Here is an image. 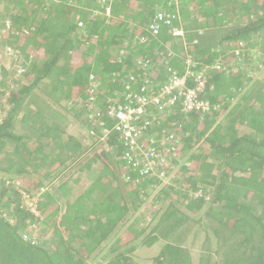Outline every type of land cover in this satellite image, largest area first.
Listing matches in <instances>:
<instances>
[{"label": "trees", "instance_id": "trees-1", "mask_svg": "<svg viewBox=\"0 0 264 264\" xmlns=\"http://www.w3.org/2000/svg\"><path fill=\"white\" fill-rule=\"evenodd\" d=\"M173 71L192 89L205 78L196 94L208 107L147 105L137 165L121 143L111 159L77 140L74 130L111 127L109 105L150 97ZM50 137L73 139V154L46 162ZM87 152L101 169H88ZM235 159L264 181V0H0V264H210L189 247L188 220L200 223L191 213L218 190L210 167L223 176ZM216 218L201 224L207 234L226 230Z\"/></svg>", "mask_w": 264, "mask_h": 264}, {"label": "rangeland", "instance_id": "rangeland-1", "mask_svg": "<svg viewBox=\"0 0 264 264\" xmlns=\"http://www.w3.org/2000/svg\"><path fill=\"white\" fill-rule=\"evenodd\" d=\"M101 1H104V0H101ZM176 1H179V0H176ZM87 9H92V8L84 7L83 8L84 12H86ZM92 10L94 11L95 9L93 8ZM109 11H110L109 5L105 6V11H104L105 14L109 15L110 14ZM211 15L212 14H210L208 17L209 18L208 20L210 23H212ZM235 19L237 18H233L232 20H235ZM5 68L8 69L7 66ZM80 129L81 128H77V130L73 131V133L77 134L76 135L77 140L81 141L82 143H86L88 140L90 142L92 138L98 141L96 146L94 145L92 148L89 149L91 152L95 154L103 155V152L104 153L108 152L111 159H113V157L116 156V152L117 151L120 152L121 150V149L118 150V149L113 148V147H116L119 143L123 144L125 147L124 152H123L124 154L123 158H127V159H129L130 157L134 158V154H137L136 149L139 147V145H136L137 142H135L134 144L128 141V144H126L125 143L126 140L123 137L114 139L110 137L111 135L109 134L108 136H105L104 134L102 135V132H106L104 128H101L100 133L95 131V129L93 128L91 130L88 129L90 130V132H87L90 134V135H87L88 137L83 132L80 134L79 133ZM250 132L255 135L257 133V130H253V131L251 130ZM90 136H91V139H90ZM110 139H113L112 140L113 146H112V142H110ZM34 141H35V144H37V147L43 146L41 145L40 142L36 141V139H34L33 142ZM72 141L74 140L71 139V141L69 142V140L64 137L59 138L58 140H55V138H51V137L49 139H45L44 143H46L49 147H45L46 149L44 150L46 151V153L52 154L50 156H46V162H52L55 154H58L60 155V157H64V158L71 156L73 154L72 153L73 149L72 147L66 145V142L72 143ZM33 142L31 144H33ZM143 154H144V151H143ZM5 155L6 154H4V156ZM36 156L39 159L41 158L42 155L37 154ZM7 157L8 155H6V158L4 157L5 158V160H3L4 163L8 162ZM92 157L93 156L90 155L89 152H87V159H85L84 163L85 164L88 163L87 164L88 169L98 171V168L101 169V166L97 165V162L93 161ZM143 157L145 156L143 155ZM143 157L141 156L140 159L142 160V162H145L146 159H144ZM27 158L29 157L27 156ZM135 160L137 159L134 158V161ZM137 163L138 162H136V165ZM239 165H241V161H239L238 159L233 160L232 164H230L229 167L225 168V173H223V176H221L222 169L219 166L210 167L211 170L209 168L211 174L219 177V179L218 178L214 179V182L218 183V190L216 193H214V188L216 186V184H214V186L212 187L213 191L211 190L209 195L206 197L205 201L201 203V206L200 205L196 206V208H194V212L191 213L192 217L196 219L197 222L200 220V223L197 224L191 220H188L190 222L189 224L190 226L188 225V228L191 226H196L197 228L195 233L193 232V227L190 229V234L194 235L193 236L194 239H191L192 244L190 245L192 246L189 245V247L192 249V251L202 253L203 255H206L207 253L211 254V257L213 259L211 260L210 264H221L220 260L222 257L223 258L229 257V261L231 262L234 260L233 255H238L239 253L244 251V246L242 247L240 245H237L239 247V250H236V253H234L235 251L232 252L231 250L232 248L237 247V246L230 247V245L235 244L234 240L236 239L240 240L246 237V234H247L246 227L247 226H249L251 230L253 228L254 234H256L254 235L255 238L259 237V239H262L264 241V215H263L264 214V181L260 180V182L258 183V187H257L255 183L256 182L255 179L250 177L249 174L247 173L249 171L248 169L249 166L245 165L244 167H240ZM136 167L139 172L144 171L146 169L145 168L146 166L144 165H140ZM84 171L85 170H83V173ZM52 174L53 172H51L50 175ZM171 177L172 175H170L169 177L166 176L165 178L163 177V183H166L167 181H169ZM253 185H255L256 187H253ZM241 195H243L245 202L242 201V198L240 197ZM212 196L215 198L213 202H211ZM149 201L150 199L146 201V204H148ZM209 205L210 207L212 206V209L218 208L215 211L214 210L210 211L212 212V217L209 214H207V212L210 209V207L208 208ZM28 206L34 209V205L29 202H28ZM37 212H38L37 210L34 211L35 214H37ZM64 213L65 212L63 211V209H61L59 212V215H63ZM218 213L220 215L221 214L224 215L225 219H227L228 217L231 218L229 220L228 219L227 220L222 219V220L225 221L223 223H230L232 227L238 228V231L237 232L235 231L236 233L234 235L227 237L225 236L226 235L225 232L221 231L220 234H217L216 233L217 230L214 231V229L209 234H207L205 230H203V227L201 225L202 223L208 224L211 226L212 225L217 226V224L219 223V220H217L216 218ZM63 216H66V215H63ZM219 229L222 230L223 225L220 226ZM259 229L262 230L261 235H257V233L259 232ZM227 238H229V241L233 243H228L229 241L225 240ZM204 241L205 243L202 244ZM258 261L261 262V259Z\"/></svg>", "mask_w": 264, "mask_h": 264}, {"label": "built area", "instance_id": "built-area-1", "mask_svg": "<svg viewBox=\"0 0 264 264\" xmlns=\"http://www.w3.org/2000/svg\"><path fill=\"white\" fill-rule=\"evenodd\" d=\"M109 10V9H108ZM165 15L161 11L155 12L153 19L164 20ZM153 33L158 31L156 25H150ZM180 33V31H176V33ZM188 73V72H187ZM187 73L185 72L181 76H177L175 72L167 75V79L163 83L159 90L147 97L144 94H135L131 97V101H133V105H123L120 103L111 104L107 107L108 115H115L118 119L115 123L111 125V127H103L106 132H102V135L105 136L110 135L111 131H115L119 134L120 137H123L128 144V141L135 144L136 137L140 133V127H145L147 121L145 119H141L140 113L146 110L147 105L153 104L157 110L162 111L163 108L173 104L175 101H180L182 105V109L186 112H190L192 109H206L207 103L197 98L196 91L201 90L205 86V78L197 76L196 80V88H188L186 86V78ZM139 122L140 127H137V123ZM133 144V146H134ZM153 152L150 149L144 151V158L147 159L148 156L152 155ZM132 157L128 159L130 161ZM147 161V160H146ZM151 162L144 163L145 168L147 169V164ZM132 165H136V162L133 161ZM146 169L144 171H146ZM144 171H140L143 173ZM33 209V208H32Z\"/></svg>", "mask_w": 264, "mask_h": 264}, {"label": "crops", "instance_id": "crops-1", "mask_svg": "<svg viewBox=\"0 0 264 264\" xmlns=\"http://www.w3.org/2000/svg\"><path fill=\"white\" fill-rule=\"evenodd\" d=\"M227 224L228 225L226 227V230L223 228L222 231L226 232L225 236L230 237L238 231V228L232 227L230 223H227ZM218 230H219V228H218ZM246 230H247V234H246L245 238H242L240 240H237V239L234 240V242H236L237 244L239 243L240 246H242V247L244 246V251H242L238 255H242V256L244 255L248 258H251V259L257 260V261L261 259V261H262V258L264 256V241L262 239H259V237L255 238L254 235H256V234H254V231L251 230V228L249 226L246 227ZM231 231H233V233L228 234ZM261 232H262V230L259 229V232L257 233V235H261ZM225 240L229 241V238H227ZM228 243H233V242L229 241ZM190 246H192V245H190ZM232 246H233V244L230 245V247H232ZM233 256H234V259L237 258V255H233ZM225 260H226L227 264H231L229 261V257L226 258Z\"/></svg>", "mask_w": 264, "mask_h": 264}]
</instances>
